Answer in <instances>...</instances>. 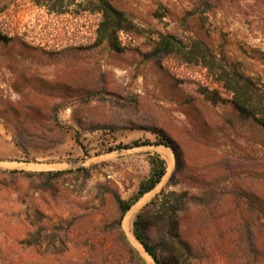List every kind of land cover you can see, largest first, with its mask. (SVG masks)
I'll list each match as a JSON object with an SVG mask.
<instances>
[{
  "label": "rangeland",
  "instance_id": "374dc122",
  "mask_svg": "<svg viewBox=\"0 0 264 264\" xmlns=\"http://www.w3.org/2000/svg\"><path fill=\"white\" fill-rule=\"evenodd\" d=\"M108 1L134 23L118 48L98 40L101 0H0V264H156L117 200L137 194L154 154L164 183L134 219L187 192L175 263L264 264V219L249 231L243 214L245 192L264 199V127L204 66L154 54L163 35L200 40L264 95V0ZM150 128L181 150L182 173L170 147H131L155 143ZM58 170L71 171L41 174Z\"/></svg>",
  "mask_w": 264,
  "mask_h": 264
},
{
  "label": "trees",
  "instance_id": "16d2710c",
  "mask_svg": "<svg viewBox=\"0 0 264 264\" xmlns=\"http://www.w3.org/2000/svg\"><path fill=\"white\" fill-rule=\"evenodd\" d=\"M100 10L102 20L98 28V40L100 43L107 41L114 48H118L117 39L119 32L132 30L134 23L127 17L125 12L117 9L108 0H101ZM171 52L178 53L186 61L195 62L207 68L216 81L230 93V101L234 108L244 117L252 119L258 125L264 127V95L256 91L255 84L250 78L219 63L217 56L210 47L200 40H194L191 44H187L176 36L163 35L155 46L154 54ZM212 93H215L212 99L215 101L220 99L217 92ZM150 129L156 131L158 140L155 143L135 141L131 147L147 144H163L166 147H170L176 156V171L177 173H182L185 158L181 150L162 131L154 128ZM18 145L20 146V144ZM149 162L151 166L149 176L140 183L137 194L129 200L122 199L120 196L117 197L120 224H122L123 219H125L131 208L147 193L154 190L167 173V163L161 155H152ZM69 171L71 170L48 171L41 172V174L61 176ZM29 174L34 173L29 172ZM244 197L248 200V203H246V211L243 214L247 216L246 227L250 231V219L253 218L254 214L264 219V199L248 191L245 192ZM189 199L187 192L169 191L159 199L152 201L134 219L133 233L156 264H167L162 257V252L166 253L168 259L171 260V264H176L172 249L175 245H180L182 240L178 232L174 233V223H177L175 222V217L182 212L183 205ZM153 230L156 232L165 231L166 234L161 240H153L151 237ZM168 237H170L173 244L169 243Z\"/></svg>",
  "mask_w": 264,
  "mask_h": 264
},
{
  "label": "bare ground",
  "instance_id": "6f19581e",
  "mask_svg": "<svg viewBox=\"0 0 264 264\" xmlns=\"http://www.w3.org/2000/svg\"><path fill=\"white\" fill-rule=\"evenodd\" d=\"M171 154V153H170ZM172 155V154H171ZM170 155V156H171ZM173 161L174 159H173V156H171V159H170V161ZM171 161V162H172ZM171 165V164H170ZM33 169H37V168H39L38 166H33L32 167ZM171 168V166H169V169ZM172 170V169H171ZM163 183L164 182H162V183H160V185L162 186L163 185ZM150 193H152V192H149L140 202H139V204L137 205V206H135V207H133V208H131V210L127 213V215H126V217H125V219H124V227L126 228V229H131V227H132V225H133V219H134V215H135V213H136V210H137V208L139 207V206H141L144 202H145V200L149 197V195H150ZM149 255V254H148ZM150 256V255H149ZM151 257V256H150ZM152 262V261H151Z\"/></svg>",
  "mask_w": 264,
  "mask_h": 264
}]
</instances>
